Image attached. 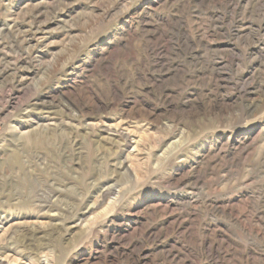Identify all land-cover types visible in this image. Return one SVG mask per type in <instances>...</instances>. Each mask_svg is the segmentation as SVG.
Segmentation results:
<instances>
[{"label":"rangeland","instance_id":"rangeland-1","mask_svg":"<svg viewBox=\"0 0 264 264\" xmlns=\"http://www.w3.org/2000/svg\"><path fill=\"white\" fill-rule=\"evenodd\" d=\"M0 264H264V0H0Z\"/></svg>","mask_w":264,"mask_h":264},{"label":"bare ground","instance_id":"bare-ground-1","mask_svg":"<svg viewBox=\"0 0 264 264\" xmlns=\"http://www.w3.org/2000/svg\"><path fill=\"white\" fill-rule=\"evenodd\" d=\"M47 193V192H46ZM42 198V197H41ZM45 200V199H44ZM40 204V203H39Z\"/></svg>","mask_w":264,"mask_h":264}]
</instances>
